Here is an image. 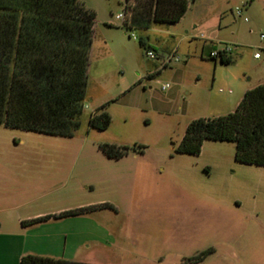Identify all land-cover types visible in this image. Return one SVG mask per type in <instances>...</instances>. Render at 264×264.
Segmentation results:
<instances>
[{
    "label": "rangeland",
    "instance_id": "1",
    "mask_svg": "<svg viewBox=\"0 0 264 264\" xmlns=\"http://www.w3.org/2000/svg\"><path fill=\"white\" fill-rule=\"evenodd\" d=\"M80 1L96 12L81 127L65 137L0 123V195L15 193L3 182L9 176L35 183L8 210L16 218L87 200L109 202L124 228L113 246L117 264L144 257L153 258L146 264H264V166L238 161L233 141L206 139L198 154L175 149L190 122L212 117L228 89L236 94L243 84L264 82V0H197L174 23L173 11L184 0ZM121 12L132 27L117 19ZM198 13L222 17L237 45L234 61H215L208 47L203 56L189 49ZM141 18L153 20L151 30L133 26ZM147 37L157 59L140 43ZM175 47L181 61L149 79L151 66L159 67ZM98 110L111 117L106 129L90 124ZM104 143L142 145L143 152L131 148L110 158Z\"/></svg>",
    "mask_w": 264,
    "mask_h": 264
},
{
    "label": "trees",
    "instance_id": "2",
    "mask_svg": "<svg viewBox=\"0 0 264 264\" xmlns=\"http://www.w3.org/2000/svg\"><path fill=\"white\" fill-rule=\"evenodd\" d=\"M187 8V2L182 1L170 22L179 21ZM95 25L96 12L80 0H0L1 124L57 136L75 135L88 95ZM140 43L148 47L143 39ZM221 61L231 63L233 55L221 57ZM110 122L105 110L90 118L91 126L98 129H106ZM206 139L233 141L238 161L264 166V82L248 89L234 111L192 120L176 152L198 154ZM137 147L142 153V145H101L106 155L115 159ZM103 207L114 208L110 203L90 205L25 220L23 224ZM210 252L203 251L197 257L202 259ZM20 264L90 263L27 254Z\"/></svg>",
    "mask_w": 264,
    "mask_h": 264
},
{
    "label": "crops",
    "instance_id": "3",
    "mask_svg": "<svg viewBox=\"0 0 264 264\" xmlns=\"http://www.w3.org/2000/svg\"><path fill=\"white\" fill-rule=\"evenodd\" d=\"M191 4H198V2L197 0H190L188 2L187 11ZM185 14L180 20L184 18ZM138 21L134 22L133 26L138 25L143 28H148V30L152 29L149 23L153 20L150 21L148 18H141ZM226 28L227 25L222 23V17L220 15L198 13L191 28V32L188 34L189 49H201V56H203L205 48L208 47L209 52H206V55L208 53L207 56L215 59V61L217 59L221 60V58L211 57L209 53L211 49L220 48L224 43H236L232 38L226 36ZM201 31L206 33L208 39L198 37ZM145 34L148 35L147 32ZM143 40L152 48L149 37L143 38ZM210 45H216V47L214 48ZM237 56L238 53L236 51L235 54H233V61ZM156 66L157 64H153L147 72V77H149V79H151L149 76L150 74L155 75L159 70L158 67L155 69ZM214 67L216 69V63ZM256 85L250 86L249 83L243 84L236 94L231 89H228L223 97L221 96L215 101L216 105H214L211 110L212 117L234 111L243 99L245 92ZM214 86L215 83H213V87ZM223 91V88H220V92ZM3 182L11 185L15 193L13 195H0V213L3 211L4 213H9L6 215V219L2 218V216L0 217V264H20L22 257L27 254L90 264L118 263V253L113 251V246L117 237H122L124 234V228L123 225L121 226L119 223H116L111 213L113 211L112 208H97L80 215L52 217L48 220L33 224H23L25 220L49 214L57 215L66 210L109 202L94 203L87 200L86 202L70 204L69 206L51 210L53 211L51 213L48 211H29L28 214L20 215L15 218L12 214V210L16 208V205H13V203L19 197L27 196L26 194H29V190H34L35 183L33 180H19L16 176H9L3 179ZM19 183L21 185H19ZM11 202H13V206L6 205L11 204ZM113 207L117 210L114 205ZM8 208L13 209L8 210ZM152 259L151 257H144L143 259L128 260V262L133 264H146L152 263ZM190 262L193 263L192 260H190Z\"/></svg>",
    "mask_w": 264,
    "mask_h": 264
},
{
    "label": "built area",
    "instance_id": "4",
    "mask_svg": "<svg viewBox=\"0 0 264 264\" xmlns=\"http://www.w3.org/2000/svg\"><path fill=\"white\" fill-rule=\"evenodd\" d=\"M237 14L238 16H242V12L240 9H237ZM117 19H122L127 25L131 26L129 23H127L125 15L123 12L119 13L117 16ZM247 20V17L245 18ZM132 27V26H131ZM134 36V35H133ZM264 35H262L263 37ZM198 37L202 38V39H208L206 33L204 31H201L198 34ZM237 49V45L233 44V43H224L222 44V46L220 48H215V49H211L209 55L213 58H227L230 57L231 55H233L234 51ZM146 55L149 59H157V54L155 52L154 49H152L151 47H147L146 48ZM255 57L256 58H260L261 55L259 52L255 53ZM181 56L179 55V51L178 48L175 47L173 48L168 54L167 56H165L162 61L160 66L158 67V69H163L166 67L171 66L173 63L179 62L181 61ZM169 84H164L163 85V89H166L168 87Z\"/></svg>",
    "mask_w": 264,
    "mask_h": 264
}]
</instances>
